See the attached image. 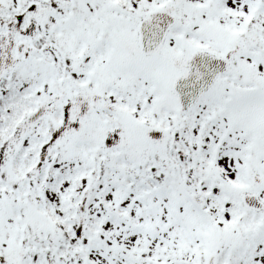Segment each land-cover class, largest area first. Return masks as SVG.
Masks as SVG:
<instances>
[{"label":"snow or ice","instance_id":"1","mask_svg":"<svg viewBox=\"0 0 264 264\" xmlns=\"http://www.w3.org/2000/svg\"><path fill=\"white\" fill-rule=\"evenodd\" d=\"M0 264H264V0H0Z\"/></svg>","mask_w":264,"mask_h":264}]
</instances>
